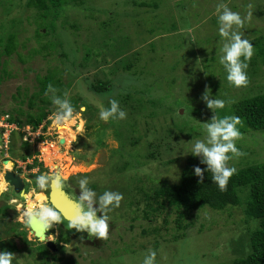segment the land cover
<instances>
[{"label": "rangeland", "instance_id": "obj_1", "mask_svg": "<svg viewBox=\"0 0 264 264\" xmlns=\"http://www.w3.org/2000/svg\"><path fill=\"white\" fill-rule=\"evenodd\" d=\"M25 2L0 1V35L12 32L14 26L10 28L9 19L18 24L14 28L18 30L17 50L9 56L0 54V110L14 116V109L29 111L28 98L38 89L36 76L44 75L47 68L56 64H73L71 68L80 73L76 79L63 73L66 80H71L66 92L83 95L87 110H76L66 135L52 126L49 116L56 110L52 105L46 106L51 110L49 122L44 129V121L36 128L38 136L15 129L16 125L3 133L1 123H5L6 114H1L0 180L11 168L21 176L30 172L39 175L59 164L78 193V180L88 176L89 187L98 195L112 190L122 193L124 199L119 208L109 213L107 240L83 243L65 236L56 226L49 230L53 250L45 241L34 239L17 218L15 207L27 201L9 187L0 195L1 210L4 207L0 211V251L13 244V264H142L149 249L157 252V264H233L244 257L248 248L240 238L264 220L246 217V187L237 188L236 205L222 210L204 206L191 211L186 217L190 227L178 238L181 231H176L173 221L165 224L162 216L149 220L142 211L143 204L137 208L131 201L140 197L138 188L147 191L178 182L183 165L192 155L185 153L196 140L204 139L203 124L213 115L201 99L206 88L213 98L232 101L224 109L216 110L219 117L235 115L232 106L236 102L264 92V63L256 55V46H264V0L69 1L52 26L48 21L39 23L41 30L51 32L44 38L53 41L50 55L43 50L31 52L32 47L40 45L33 37V26L38 20L32 19L35 9L26 7ZM220 3L242 17L248 11L247 5H253L251 21L240 29L254 45L247 87L229 84L226 70L219 62L223 40L218 32L216 7ZM61 48L65 57L58 50ZM129 64L130 69H123ZM96 78L108 80L111 90L88 94L90 83ZM110 99L119 101L127 113L126 119L104 122L99 118L98 104L108 107ZM89 124L96 127L95 136L87 135ZM238 127L243 139L237 141V147L246 155L229 165L239 169L264 162V129H248L243 122ZM19 132L29 142L27 163L20 158L25 148ZM5 136L7 147L3 146ZM113 141L118 142V147L113 146ZM150 143L155 145L149 147ZM43 155L49 162H45ZM6 160L11 166L4 163ZM34 160L36 163L28 167ZM29 184L26 192L38 201L35 196H43L44 192L32 181ZM23 230L26 233L22 235Z\"/></svg>", "mask_w": 264, "mask_h": 264}, {"label": "clouds", "instance_id": "obj_2", "mask_svg": "<svg viewBox=\"0 0 264 264\" xmlns=\"http://www.w3.org/2000/svg\"><path fill=\"white\" fill-rule=\"evenodd\" d=\"M247 8L246 15L242 17L239 12L232 11L225 3H220L216 7L218 32L223 40L219 62L226 70L227 81L236 88L247 87L250 83L247 69L254 55L253 43L244 38L243 32L240 31L246 22L251 21L253 16V5L249 4ZM208 90V88L205 89L201 99L205 102L206 107L212 110L213 115L203 124L204 139L196 140L185 155L191 153L195 157H200V163L206 165L205 168L194 166V174L199 177V182L204 181L205 172H210L212 182L218 186L221 192H224L228 189L231 177L238 171L235 166H230L229 162L246 155L237 147V141L243 139V133L238 127L242 124V120L238 115H225L223 117L216 115V110L224 109L226 103H232V101L226 102L223 99L213 98ZM57 92L58 90L52 84L47 86L45 95L51 94L52 104L56 108L49 119L53 127L66 130L76 118V109L67 92L63 96L57 95ZM98 107L99 118L104 122L127 118L126 111L120 107L119 101L116 99H110L108 107L102 103L98 104ZM84 111L86 108L81 106L80 112ZM25 126L18 128L16 125V129L23 131ZM36 130L31 128L32 132ZM24 140L27 141V138ZM112 143L114 147H118V142L113 141ZM69 180L60 169L59 164H56L51 171L37 175L35 185L40 191L47 193V198L43 202H38L31 199L26 191H20L19 196L27 203L15 207L18 213L17 218L27 228L31 229L41 241L51 239L49 230L60 224L65 225V219H67L66 228L74 229L80 233L81 239L86 233L89 239L107 240L110 229L109 213L120 207L124 199L123 194L118 191L105 190L98 195L95 190L89 187V177L83 176L76 185L79 190L77 195L72 190V183L69 184ZM10 185L6 179L0 180V195L7 192ZM53 193L71 203V211L67 215L53 203ZM12 203L17 202L12 201ZM29 232L31 231L29 230ZM15 258L14 252L0 251V264H13ZM156 258L157 252L149 249L142 264H157Z\"/></svg>", "mask_w": 264, "mask_h": 264}, {"label": "trees", "instance_id": "obj_3", "mask_svg": "<svg viewBox=\"0 0 264 264\" xmlns=\"http://www.w3.org/2000/svg\"><path fill=\"white\" fill-rule=\"evenodd\" d=\"M69 1L78 3L83 0H26V7H33L35 9V14H33L32 19L38 20L33 26V37L38 44L40 43V45L38 48L32 47V53H39L43 50L45 54L50 55L49 52L53 51V41L51 39L44 40V38L51 32L41 30L39 23H45L48 21L49 25L52 26L55 18L60 14V9H62L63 5ZM9 21L10 28L11 26H14L12 32L7 33L6 35H0V54H5L7 56L15 52L18 46L16 39V32H18V30L14 29L18 25L16 23L17 21L13 18L9 19ZM43 40L44 42H42ZM62 44L63 41H61L60 45ZM58 50H61L60 54L63 52L64 54L62 56L65 57L63 48ZM256 55L259 60L264 63L263 43L256 46ZM62 61L64 64V60L59 59L60 63H62ZM72 65L73 64H70L69 67L67 65L59 66L56 64L47 68L44 75L36 76L38 89L29 96L27 102L30 110L33 107L37 108L35 111L29 110L26 112L14 109L15 116H18L15 117L14 114L10 112L8 113L5 110H0V115L6 114L5 120L9 123H15L18 128L29 125L35 130L44 121L42 126V129H44L46 123L49 122L48 115L51 112L50 108H47L46 106H54L51 101V94L45 95L47 86L52 84L58 90L57 95L63 96L67 87L71 84V80H66L63 73L67 74L68 78L72 77L73 79H76L80 75L76 69L71 68ZM130 68L131 64L125 66L123 69L128 70ZM2 70L5 71L6 69L2 68ZM96 79L92 80L93 82L90 83L88 94L89 91L95 92L96 94H103L105 91L111 90L112 85L108 80H104L103 78ZM70 94L69 99L76 110L80 109L81 106H84L87 110L86 101L83 98V95L79 92H76L73 95ZM232 110L235 115H238L241 118L246 128L254 130L264 129V92H259L240 99L232 106ZM93 126V124L87 125V131H89L87 133L88 136H95L96 127ZM19 133L20 136L23 137V132ZM38 138L41 139L40 136ZM42 144L43 143L40 145ZM21 145L25 149L20 155V158L25 160L30 156L27 150L29 142L22 140ZM154 145L155 144L150 143L149 147H153ZM150 156H153L152 152L150 153ZM44 160L45 162H49L50 159L47 156H44ZM200 160V157H195L193 155L188 157L181 169L177 183L159 185L147 191L138 188L137 191H139L141 195L140 197H136L135 200H132L131 203H134L137 208L140 204H143L141 207L142 211L144 212L145 217L149 220L154 219L155 221L156 216H162V221L165 224H167L168 221H173L176 231H181L176 236L178 238L183 236L185 231L190 227V223L186 221V217L191 211L201 210L204 206L213 210H222L228 205H236L239 202L237 188L243 186L248 188L249 194V199L244 208L246 217L248 219H264V162L239 168L237 173L231 177L227 191L221 192L218 186L212 182V174L210 172H205L204 181L199 182V177L194 174V166H200L202 168L206 167V165L200 163ZM35 163L36 160L32 161L27 166L32 167ZM43 195L45 194L43 193ZM36 197L43 196L37 194ZM38 202H42V199L38 198ZM0 211L3 212L4 207L2 210L0 208ZM170 216H173V218H170ZM247 230L248 232L245 233V237L240 238V242L243 240L246 242V247L248 248L247 254L240 259H236L233 264H264V220L256 228ZM25 233V230L21 232L22 235ZM12 249H14V245L9 244L7 250L11 251Z\"/></svg>", "mask_w": 264, "mask_h": 264}, {"label": "flooded vegetation", "instance_id": "obj_4", "mask_svg": "<svg viewBox=\"0 0 264 264\" xmlns=\"http://www.w3.org/2000/svg\"><path fill=\"white\" fill-rule=\"evenodd\" d=\"M69 144V143H68ZM9 148V147H8ZM27 158L25 159V160H22V161H25L26 163H27ZM3 162V161H2ZM8 168V167H7ZM11 170H12V168H11ZM12 171H14V170H12ZM16 174H18L16 171H14ZM41 174V173H40ZM20 175V174H19ZM36 174H32L31 172L29 173V174H27V175H23V176H21L22 177V179H23V182H24V191H28L30 188V184H29V181H32L33 182V184H34V186H36L35 185V177L37 176H35ZM35 176V177H34ZM10 188H11V190H13V187L12 186H9ZM72 187V190H74L75 191V193L78 195L79 193H78V191L76 190V188H75V186H71ZM40 191V190H39ZM69 191H71V190H69ZM44 194L45 195H43V197H36L35 196V198H41L42 199V202H43V200H45L46 199V197H47V193H45L44 192ZM17 195H19V193H17ZM39 196H40V194H39ZM64 223H65V225L67 224V221H65L64 220ZM64 224H60V225H58L57 227L58 228H61V230L64 232V235L65 236H67V237H70V239L71 238H74V239H78L79 241H82L83 243H91V244H94L95 243V241H97V239L96 238H91V239H89L88 237H87V234L85 233L84 234V238L83 239H81V234L80 233H77L74 229H67L66 228V226H65ZM27 228V227H26ZM27 230L29 231L30 229L29 228H27ZM67 234V235H66ZM34 237V239L36 238L35 236H33ZM37 239V238H36ZM64 243V242H63ZM68 243V242H67ZM66 242H65V244H67ZM46 245V244H45ZM47 246V245H46ZM48 247V246H47ZM49 248V247H48Z\"/></svg>", "mask_w": 264, "mask_h": 264}, {"label": "water", "instance_id": "obj_5", "mask_svg": "<svg viewBox=\"0 0 264 264\" xmlns=\"http://www.w3.org/2000/svg\"><path fill=\"white\" fill-rule=\"evenodd\" d=\"M59 142L62 143L63 140L59 139ZM7 161V160H6ZM3 177L11 184L10 186L13 187V190L16 193H19L20 191H24V182L22 177L19 174H16L14 171L12 170H6L3 174ZM53 201V200H52ZM67 201V200H66ZM69 202V201H67ZM53 203H55L53 201ZM69 205L71 206V203L69 202ZM58 207V206H57ZM61 210V209H60ZM66 210V209H65ZM62 211V210H61ZM63 212V211H62ZM65 215H66V211H65ZM65 221H67V219H65ZM30 231L32 232V230L30 229ZM36 237V236H35ZM37 238V237H36ZM38 239V238H37ZM45 244L49 247L52 248L53 250L55 249L54 247V243L52 240H46Z\"/></svg>", "mask_w": 264, "mask_h": 264}, {"label": "bare ground", "instance_id": "obj_6", "mask_svg": "<svg viewBox=\"0 0 264 264\" xmlns=\"http://www.w3.org/2000/svg\"><path fill=\"white\" fill-rule=\"evenodd\" d=\"M69 128V126L67 127V129ZM66 130H60L63 135H66L65 133L67 132ZM4 163L9 164L11 166L10 161H4ZM8 168H10L9 166H7ZM52 200L55 202V204L65 213L66 211V215L68 212L71 211V206L69 205V202H67L63 197L58 196L57 194L53 193L52 194ZM66 209V210H65ZM33 236H36L33 232H32ZM40 240V239H39ZM50 240V239H48Z\"/></svg>", "mask_w": 264, "mask_h": 264}, {"label": "built area", "instance_id": "obj_7", "mask_svg": "<svg viewBox=\"0 0 264 264\" xmlns=\"http://www.w3.org/2000/svg\"><path fill=\"white\" fill-rule=\"evenodd\" d=\"M4 119V118H3ZM5 120V119H4ZM1 125H2V127L4 128V132L3 133H5V132H9L10 130H12L14 127H15V124H10V123H8L6 120H5V123H1ZM16 129V128H15ZM22 130H24L25 132H26V134H28V135H34V133L36 134V136H38V134H37V130L36 131H34V132H32L31 131V129H30V127L29 126H26V129L25 128H23ZM6 138V139H5ZM27 137L26 136H24V139H26ZM4 147H7V142H8V137L7 136H5L4 138Z\"/></svg>", "mask_w": 264, "mask_h": 264}]
</instances>
